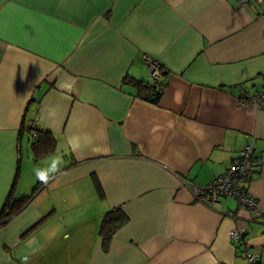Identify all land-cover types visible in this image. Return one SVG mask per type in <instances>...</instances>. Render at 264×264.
<instances>
[{
	"label": "crops",
	"instance_id": "0c3cea01",
	"mask_svg": "<svg viewBox=\"0 0 264 264\" xmlns=\"http://www.w3.org/2000/svg\"><path fill=\"white\" fill-rule=\"evenodd\" d=\"M146 56L166 76L158 103L128 81L153 82ZM262 84L264 0H0V214L12 188L40 186L0 220V264H264V108L238 101ZM247 140L259 215L193 189ZM113 208L127 220L104 251Z\"/></svg>",
	"mask_w": 264,
	"mask_h": 264
},
{
	"label": "built area",
	"instance_id": "2783aa9c",
	"mask_svg": "<svg viewBox=\"0 0 264 264\" xmlns=\"http://www.w3.org/2000/svg\"><path fill=\"white\" fill-rule=\"evenodd\" d=\"M239 4H251L252 2H260L261 0H237ZM150 70L153 84L165 86L166 76L161 72L158 61L145 57ZM239 104L245 102L252 103L257 108H264V84L260 90L253 95H243L238 99ZM32 122H29V126ZM33 137V135H32ZM260 163V158H254V148L247 140L242 151L226 171L220 175L215 176L212 180L203 187H193L196 191L197 197L204 198L209 203L218 201L221 197L235 198L242 207L250 208L259 215V207L255 198L247 192V185L252 180L255 174V164ZM230 239L235 243L242 242V232L236 228L229 233ZM245 264H260L259 258L256 254L246 252L244 255Z\"/></svg>",
	"mask_w": 264,
	"mask_h": 264
},
{
	"label": "trees",
	"instance_id": "16d2710c",
	"mask_svg": "<svg viewBox=\"0 0 264 264\" xmlns=\"http://www.w3.org/2000/svg\"><path fill=\"white\" fill-rule=\"evenodd\" d=\"M162 70V68H160ZM163 72V70H162ZM166 74V72H164ZM130 84L136 87L137 95L142 98L143 100H146L148 102L152 103H158L162 92L165 88V86H160L153 84V82H146L142 80H138L135 78H130L128 80ZM32 131L33 137L31 140V145L34 151H41V147L45 146V149H49L52 151L55 146V139L53 135L47 131V130H38L34 127L33 122L32 125H27V122H22L20 126V136L24 132L30 133ZM30 136V135H28ZM254 158L259 159L260 156L254 151ZM261 162V159H260ZM260 165V163H256L255 166V173L257 172V168ZM253 178V177H252ZM94 185L95 188L100 196H102V190L100 188V185L98 184L97 180L94 179ZM40 186H35L33 190L30 192L29 195L23 196L19 199L13 198V188L10 190L4 205L2 207V211L0 214V220L5 223L6 219L14 214L16 210H18L23 203H27L37 192ZM127 220L126 215L123 213V211L120 208H113L108 210L102 217L100 226H99V235L101 237L102 242V249L106 251L108 249L110 240L113 236V234L116 232L118 228H120ZM2 223V224H3Z\"/></svg>",
	"mask_w": 264,
	"mask_h": 264
},
{
	"label": "rangeland",
	"instance_id": "374dc122",
	"mask_svg": "<svg viewBox=\"0 0 264 264\" xmlns=\"http://www.w3.org/2000/svg\"><path fill=\"white\" fill-rule=\"evenodd\" d=\"M25 143H26V141H25Z\"/></svg>",
	"mask_w": 264,
	"mask_h": 264
}]
</instances>
